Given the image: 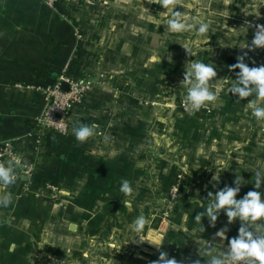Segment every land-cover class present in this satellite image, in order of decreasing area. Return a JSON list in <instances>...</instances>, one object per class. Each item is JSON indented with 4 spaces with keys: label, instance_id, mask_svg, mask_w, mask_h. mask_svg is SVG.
<instances>
[{
    "label": "crops",
    "instance_id": "1",
    "mask_svg": "<svg viewBox=\"0 0 264 264\" xmlns=\"http://www.w3.org/2000/svg\"><path fill=\"white\" fill-rule=\"evenodd\" d=\"M181 2L175 11L187 23H208L206 35L172 32V9L150 0H73L61 12L41 0H0V141H14L23 164L35 165L32 177L19 169L14 184H0V196L13 200L0 206V264H151L156 245L181 264H189L185 257L205 264L206 251L228 247L213 239L219 229L238 235L240 221L228 225L223 211L215 228L195 215L209 191L234 187L236 176L244 183L237 199L256 190L254 171L264 168V121L231 94L239 70L228 69L248 52L241 49L252 41L245 22L264 18V0ZM76 28L85 39L77 41ZM248 56L249 67L264 65V49ZM70 59L68 73L90 75L93 91L70 112L69 134L50 132L40 146L32 132L46 103L37 87L54 84ZM191 60L217 72L210 82L217 101L194 114L178 107ZM81 123L98 126L84 143L73 132ZM180 175L181 193L164 208ZM125 179L131 196L120 191ZM141 213L149 219L143 242L132 227Z\"/></svg>",
    "mask_w": 264,
    "mask_h": 264
},
{
    "label": "clouds",
    "instance_id": "2",
    "mask_svg": "<svg viewBox=\"0 0 264 264\" xmlns=\"http://www.w3.org/2000/svg\"><path fill=\"white\" fill-rule=\"evenodd\" d=\"M152 3H159L164 9H172L168 19V27L174 33H181L190 31L193 28L199 36L206 35L209 32V24L196 22L195 24L187 23L184 12L175 11V9L182 5L181 0H150ZM183 6V5H182ZM249 27H253L247 21L245 22ZM254 38L251 43L245 47L248 52L256 49H264V25L257 24L254 26ZM189 56H193L191 47H183ZM248 52L236 57L237 63L228 66L230 72H236V78L233 79L230 92L233 96L238 97V101L247 100L246 106L251 110V115L257 121H264V65L249 67L245 63V59H251ZM255 64V60L251 61ZM217 77V72L212 64L203 61L191 60L186 62L183 73V80L181 87L187 89L185 97L186 107L190 113L200 111L206 105L217 101L218 96L210 87V82ZM97 125L81 123L78 127L73 129L75 138L78 142L84 143L89 138L96 135ZM108 137H105V141ZM25 166L22 161L17 159H9L7 161H0V184L5 186L12 185L17 180L16 169ZM254 188L246 193L241 199H237L242 183L241 177L236 176L233 181V186L225 185L222 189H217L215 194L212 191L208 192V204L201 211L195 215L197 223L202 224V219L206 216L209 225L213 228L220 213L223 211L228 220V225H231L237 219L240 221L238 235L229 239L226 233L229 231L227 225L219 229L213 239L219 238L220 241L228 240L227 249L219 254H213L215 249L206 251L210 259L205 261V264H264V223H257L264 221V198L258 191L261 185L264 184V168H258L254 171ZM213 188L219 183V178L213 176ZM120 191L125 196H131L133 188L129 180L125 179L121 183ZM124 207H130L131 201L122 200ZM13 204L10 193L0 196V206L5 208ZM149 219L141 213L133 221V230L140 237L139 242L144 240L139 235L148 225ZM201 231H205L202 225ZM156 245V244H154ZM160 252L159 258L151 262V264H181L176 258H169L168 253L163 251L162 245H156ZM199 257L200 254L198 253ZM189 264H201V259H192L190 257L183 258Z\"/></svg>",
    "mask_w": 264,
    "mask_h": 264
},
{
    "label": "built area",
    "instance_id": "3",
    "mask_svg": "<svg viewBox=\"0 0 264 264\" xmlns=\"http://www.w3.org/2000/svg\"><path fill=\"white\" fill-rule=\"evenodd\" d=\"M47 6L52 8L55 11L61 12L64 7H69L73 0H41ZM77 4L83 6H94L100 3L102 0H75ZM260 24L264 25V18L254 20L252 22V39L254 38V26ZM75 36L77 41H81L84 38V35L81 31L76 28ZM261 50L260 48L255 51ZM71 59L68 62L67 66L64 69V72L56 80V82L49 86H38L37 90L41 91L45 99V108L39 118L36 120L35 129L32 132V135L35 136V142L37 144L44 145L47 141V137L50 132H58L61 134H69L70 125H69V116L73 107L80 103L86 96L90 95L93 91L95 82L93 78L88 75L80 76H71L68 71L70 68ZM63 83L68 84L69 90L65 91L62 88ZM187 93L180 99L178 107L186 113H190L186 107V97ZM210 104L206 105L201 110L209 108ZM99 135L101 133L99 132ZM262 152L264 156V143L262 145ZM19 158L23 164V152L17 148V145L12 140L0 141V161H7L9 159ZM25 166L18 167L16 169L17 178L18 170L22 169L23 174L28 178L32 177L35 171L34 164H23ZM52 189V196L58 197L60 191L57 186H50ZM182 184H181V175L177 182L172 186L168 196L164 199L165 207L171 204L181 193ZM166 211L164 215H166Z\"/></svg>",
    "mask_w": 264,
    "mask_h": 264
},
{
    "label": "water",
    "instance_id": "4",
    "mask_svg": "<svg viewBox=\"0 0 264 264\" xmlns=\"http://www.w3.org/2000/svg\"><path fill=\"white\" fill-rule=\"evenodd\" d=\"M62 88H63V90H65V91H68V90H69V86H68V84H66V83H63Z\"/></svg>",
    "mask_w": 264,
    "mask_h": 264
}]
</instances>
